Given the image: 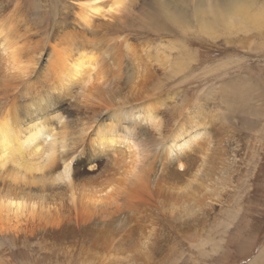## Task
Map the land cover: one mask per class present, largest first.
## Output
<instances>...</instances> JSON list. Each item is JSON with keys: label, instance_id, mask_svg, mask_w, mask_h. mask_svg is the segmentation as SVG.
I'll return each mask as SVG.
<instances>
[{"label": "bare ground", "instance_id": "obj_1", "mask_svg": "<svg viewBox=\"0 0 264 264\" xmlns=\"http://www.w3.org/2000/svg\"><path fill=\"white\" fill-rule=\"evenodd\" d=\"M13 1L0 0V241L14 245L34 236L59 248L107 239L111 228L119 230L127 215L138 211L135 208L148 209L155 200L174 214L179 200L173 198V205L170 195L172 205L168 201L164 205L158 201L163 193L187 196L173 220L180 233L186 229L194 233L188 237L199 239L207 215L204 208L219 203L221 192L234 183L239 151L225 148L229 159L224 177H217L213 187L202 172L213 144L199 122L202 113L195 115L200 109L185 108L190 111L185 121L176 124V116L174 126L168 128L169 117L162 120L156 100L149 101L156 95V79L153 66L135 53L136 36L125 33L116 22L90 26L92 18H105L101 7L82 6L85 15L72 22L63 13L54 19H31L28 12L22 13L24 0L12 6ZM124 1L106 5L108 19L119 17ZM191 1L196 13L208 14L209 18L196 16L201 18L200 31L209 35L218 26L230 33L248 32L264 24V11H254L253 0ZM157 5L160 2L149 3L150 10L156 12ZM62 14L67 21L57 23ZM147 26L166 30L153 16ZM91 36L115 37L110 51L124 53L108 60L105 67L101 58L109 52L99 54L94 47L80 52ZM43 59L46 65L41 67ZM159 59L165 61L166 56ZM172 66L175 74L184 68L182 63L172 62ZM21 99H26L23 104ZM50 111L54 113L49 116L40 114ZM92 124H96L93 130ZM149 130L152 137L147 141ZM141 142L147 143L142 146L146 148H138ZM74 160L80 162L76 165L84 164L82 168L71 167ZM200 196L206 198L201 201ZM189 197L193 206H189ZM232 203L223 201L226 206ZM173 207H177L175 212Z\"/></svg>", "mask_w": 264, "mask_h": 264}, {"label": "rangeland", "instance_id": "obj_2", "mask_svg": "<svg viewBox=\"0 0 264 264\" xmlns=\"http://www.w3.org/2000/svg\"><path fill=\"white\" fill-rule=\"evenodd\" d=\"M153 1L160 2L156 12L149 8V3ZM16 2L14 0L12 6ZM111 2L112 0H24L22 13L28 12L31 19H54L55 14L63 13L68 14L74 22V17L83 16L80 15L84 14L82 6L101 7L105 18H92L90 26L116 22L125 33L136 36L137 40L133 42L135 53L142 61L145 59V64L153 66L152 72L155 74L156 95L155 99L149 101L156 100L162 120L169 117L166 122L168 128L174 126L176 116V124L184 122L186 114L190 112L186 109H191V106H198L200 109L195 115L200 116L199 112L202 113L199 122L212 137L213 144L202 168L204 179L209 177L211 185L216 187L214 180L224 177L222 172L226 170V161L229 159L225 148L229 146L228 150L234 148L239 151L234 183L230 184L231 188L226 192H221L219 203L214 201L213 208H204L206 222H203L204 227L198 234L201 236L199 239L188 237L194 236V233L186 229H182L180 233L178 222L173 220V215L177 216L178 210L181 212V205L186 203L187 196L180 193H168L167 196L163 193L158 200L162 204L167 201L168 204L171 200L173 204L179 200L173 204L179 209L171 208L174 212L177 209L172 215L167 212L168 208L155 200L148 209L143 205L135 208L138 211L134 210L132 216L127 215L128 220L121 224L119 230L111 228V236L107 239L101 237L100 240L59 248L51 247L40 239L35 240L34 236H29L30 241H19L14 245L8 240H1L0 264H264V24L258 28L252 27L248 32L230 33L218 26L214 30L215 34L209 35L200 31L201 18L196 16L209 18L208 14L196 13L191 0H125L123 12L114 21L108 19L110 14L107 13L106 5ZM252 6H256L253 9L256 12L264 11V0H253ZM63 14L57 19V23L61 21L64 24L67 21ZM113 15L117 16L118 13ZM152 16L166 30L148 27L147 24L152 23ZM180 23L185 24L179 28ZM143 27L146 32L142 30ZM142 35L143 38H140ZM90 38L91 41L82 44L80 52H88L91 47L99 54L109 52V56L101 58V64L105 67L108 66V60L117 59L124 53L119 49L114 54L110 51L114 48L115 37ZM117 51L118 55L114 56ZM46 52L47 49L42 55ZM165 56V61L159 59ZM172 62L184 64L183 70L175 74ZM45 63L43 59L41 67ZM25 100L21 99L19 103L23 104ZM161 104L163 107H159ZM68 110L69 107L66 111ZM231 111L237 114L232 116ZM174 112L177 114L170 120ZM53 113L50 111L40 114L49 116ZM64 121L63 119L61 122ZM95 126L96 124H92V130ZM243 134L247 135V139L240 138ZM151 137L149 130L147 141ZM146 144L138 143V148L144 149L146 147L142 146ZM149 149L152 150L150 144ZM76 163L80 162L74 160L71 167H78ZM198 164L197 160L195 167ZM83 165L81 163L78 168ZM158 185H161L160 182ZM203 193L200 195L208 197L207 193ZM206 197H201V201ZM227 199L234 204L224 205L223 201ZM191 205L194 204L189 197V206Z\"/></svg>", "mask_w": 264, "mask_h": 264}]
</instances>
